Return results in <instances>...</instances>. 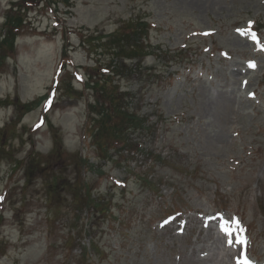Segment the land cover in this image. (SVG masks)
<instances>
[{
	"label": "rangeland",
	"instance_id": "374dc122",
	"mask_svg": "<svg viewBox=\"0 0 264 264\" xmlns=\"http://www.w3.org/2000/svg\"><path fill=\"white\" fill-rule=\"evenodd\" d=\"M140 19L154 52L122 67ZM98 60L131 126L99 151ZM236 236L264 261V0H0V264H240Z\"/></svg>",
	"mask_w": 264,
	"mask_h": 264
},
{
	"label": "trees",
	"instance_id": "16d2710c",
	"mask_svg": "<svg viewBox=\"0 0 264 264\" xmlns=\"http://www.w3.org/2000/svg\"><path fill=\"white\" fill-rule=\"evenodd\" d=\"M21 7V6H20ZM20 7H15L14 9L18 11L26 10L27 8H20ZM13 8V7H12ZM11 16H8V24H7V32L6 34L2 37V41L5 43L10 44V50H14V43H15V38L16 34H18L21 30V25L24 22V19L20 16H15L14 19L12 20ZM12 20V21H11ZM11 21V22H10ZM147 22H143V19H140L138 21H132L128 22L124 25H122L118 30L113 32L112 34L114 37H117V43L119 44L118 46L115 45V47L111 48V54L112 56L114 55L117 60L120 62L122 67L124 66V63L127 60H134L137 59L138 63H140L143 59L147 58L150 54H152L150 46H146L142 35L146 33V31L149 32L148 28L151 29V25ZM148 34V33H147ZM88 37L91 39L88 40ZM87 37L88 41H85L86 45L88 47H93L92 43H97L100 47H104L105 39L104 35H98V36H90ZM94 37V38H92ZM146 38V36H145ZM147 39V38H146ZM113 43H116L115 38L112 41ZM88 43V44H87ZM126 43V44H125ZM68 44V43H67ZM67 44L65 46V53L67 54ZM129 52V54H127ZM157 56V55H156ZM122 60V61H121ZM102 63L98 60V63H96L94 70L99 69L101 73H99L103 78L96 76V74H91L89 75L87 82L85 83V88L89 90H93L94 92L96 91V94H99L100 96L95 99V102L93 105H89V119L87 121V126H86V131L90 133L92 138L94 137V133L96 134V140H97V151L101 150L102 147L105 145L108 139H110V148H115L119 144L124 145L126 143V137H125V132L126 130L130 129V127H122L120 120H115L113 121V116L114 115H119V109L118 108H123L124 106H127L125 101L127 99V95L125 94H119L116 95L115 91L109 93L107 85L109 84V81L105 79V77L108 78L109 74L112 72L110 69H102ZM101 68V69H100ZM121 69V67H118ZM104 70H106L104 72ZM113 74V72H112ZM115 76H118L114 74ZM111 83V82H110ZM113 90H116L114 88ZM121 103L124 105H120ZM101 106H100V105ZM93 108H103L99 110L98 112L94 111ZM92 114H95L96 117H92ZM121 116H124V119H130L134 122L138 121V117L136 115H133L129 112H120ZM109 119V121L107 120ZM143 121L139 120V126L134 125L135 127L139 128H144ZM128 124H132L130 121ZM122 130V131H121ZM106 135L108 136L106 138ZM101 153V152H99ZM90 202L94 203L93 199L90 198ZM95 205V203H94Z\"/></svg>",
	"mask_w": 264,
	"mask_h": 264
},
{
	"label": "snow or ice",
	"instance_id": "6c2138e0",
	"mask_svg": "<svg viewBox=\"0 0 264 264\" xmlns=\"http://www.w3.org/2000/svg\"><path fill=\"white\" fill-rule=\"evenodd\" d=\"M255 38H256V37H255V36H253V39H255ZM243 264H250V262H248V261L246 260V258H245V260H244Z\"/></svg>",
	"mask_w": 264,
	"mask_h": 264
},
{
	"label": "bare ground",
	"instance_id": "6f19581e",
	"mask_svg": "<svg viewBox=\"0 0 264 264\" xmlns=\"http://www.w3.org/2000/svg\"><path fill=\"white\" fill-rule=\"evenodd\" d=\"M213 219H214V221L216 222V221H217V216H216V217H214Z\"/></svg>",
	"mask_w": 264,
	"mask_h": 264
}]
</instances>
